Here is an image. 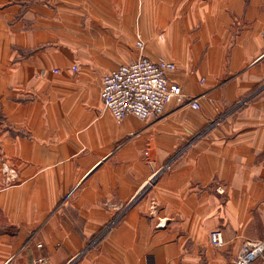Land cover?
<instances>
[{
    "label": "crops",
    "instance_id": "obj_1",
    "mask_svg": "<svg viewBox=\"0 0 264 264\" xmlns=\"http://www.w3.org/2000/svg\"><path fill=\"white\" fill-rule=\"evenodd\" d=\"M23 2L0 0V264H233L264 238V0ZM142 56L201 108L117 122L104 76Z\"/></svg>",
    "mask_w": 264,
    "mask_h": 264
},
{
    "label": "built area",
    "instance_id": "obj_2",
    "mask_svg": "<svg viewBox=\"0 0 264 264\" xmlns=\"http://www.w3.org/2000/svg\"><path fill=\"white\" fill-rule=\"evenodd\" d=\"M138 46L143 48L144 44L140 42ZM176 70L174 62L165 58L152 60L146 56L122 65L104 76L101 91L104 108L109 110L119 123L130 115L142 120L159 119L171 102L200 109L199 98L188 97L178 83L169 79V74ZM156 180L157 176L150 185ZM218 190L224 192L220 187ZM143 193L136 197L133 203L140 199ZM211 243L217 248L225 245L220 230L211 234ZM257 260L264 264V238L245 240L233 264H252ZM34 264L51 263L47 257L39 256Z\"/></svg>",
    "mask_w": 264,
    "mask_h": 264
},
{
    "label": "rangeland",
    "instance_id": "obj_3",
    "mask_svg": "<svg viewBox=\"0 0 264 264\" xmlns=\"http://www.w3.org/2000/svg\"><path fill=\"white\" fill-rule=\"evenodd\" d=\"M37 0H24L23 3H26L27 7L31 4H33L34 2H36Z\"/></svg>",
    "mask_w": 264,
    "mask_h": 264
}]
</instances>
